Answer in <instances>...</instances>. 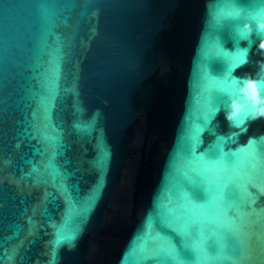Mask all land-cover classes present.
I'll use <instances>...</instances> for the list:
<instances>
[{"label":"water","instance_id":"water-1","mask_svg":"<svg viewBox=\"0 0 264 264\" xmlns=\"http://www.w3.org/2000/svg\"><path fill=\"white\" fill-rule=\"evenodd\" d=\"M258 2L0 0V264H264Z\"/></svg>","mask_w":264,"mask_h":264},{"label":"snow or ice","instance_id":"snow-or-ice-1","mask_svg":"<svg viewBox=\"0 0 264 264\" xmlns=\"http://www.w3.org/2000/svg\"><path fill=\"white\" fill-rule=\"evenodd\" d=\"M252 7L253 8H259V11H254V12H251L247 15V20H246L247 26L249 28H251L252 24L256 23V24H258V26L260 28H264V24L259 23L261 15H264V0H259L258 4L253 5ZM248 35H249L248 32L237 30V39H239V40L248 39ZM261 47H264V45H261ZM242 60H243V55L241 54V56H239L237 58L236 62L239 63ZM73 91H75V88H73ZM50 99H51V96L41 97V100H40L41 107L46 109L47 108L46 100H50ZM260 115L264 116V113H260ZM248 116L251 118H255L254 114L251 112L248 113ZM210 117H211V113H209V118ZM228 119L230 121H233L237 127H243V123L241 121L236 120V116L228 117ZM93 126H94V123H90V124L86 125L84 128H82V130L92 128ZM241 151L242 152L247 151L251 155L253 152L252 145H249V149H247V150L242 149ZM228 156H234V157L238 158L239 153H227V154H225L223 152V149L218 144L216 146V149L211 152V155L207 161V166L209 168H223L225 171H227L228 161H227L226 157H228ZM200 159H203V158H200ZM98 163L102 166L103 161H99ZM98 190H99V188L97 189V191ZM209 196L212 199L215 198L212 193H209ZM94 199H95V197L90 198V200H89L90 203H88V205L83 209L84 212L88 211V208L90 207L91 202ZM197 207H199L197 204H193V211L189 215V217L185 220V222L182 226L181 232H180L181 235L191 237L194 234V232H196L202 228L203 222H202L200 216L197 215L196 211H195V209ZM225 228L227 230V232H226L227 236L231 240L234 241L232 252L233 253L239 252L240 253V259L250 258V257L246 256L245 253L247 251H249L251 248V244H250L251 235L244 231L245 225L243 224V222H241L239 225H237L235 223H228L225 225ZM61 239L66 241L71 246L72 242L75 240V236L74 235L62 236ZM57 243L59 244L60 241L58 240ZM189 247H190L189 245H185V248L180 249V250H175V249L170 248V249L166 250V254L170 260L177 261L178 264H189V258H188L189 257V252H188ZM192 251H195L197 253V255L199 256V254H200L199 249L193 248ZM221 251H223V247L221 248ZM217 258H221V257H217ZM223 258L231 259L232 256H224ZM10 259H11V257H10ZM54 260H55V257L53 258V264H54Z\"/></svg>","mask_w":264,"mask_h":264}]
</instances>
